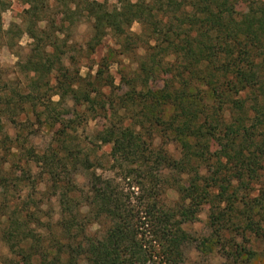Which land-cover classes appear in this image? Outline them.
Here are the masks:
<instances>
[{
  "label": "trees",
  "instance_id": "16d2710c",
  "mask_svg": "<svg viewBox=\"0 0 264 264\" xmlns=\"http://www.w3.org/2000/svg\"><path fill=\"white\" fill-rule=\"evenodd\" d=\"M18 1L31 49L23 80L0 79V264H182L196 242L183 226L205 206L210 233L197 249L223 264L264 257V0H54L51 19L44 1ZM83 19L88 55L106 38L118 50L81 76L65 32ZM113 54L134 65L117 84ZM96 119L84 143L79 130ZM42 127L52 137L37 151L29 137ZM88 145L110 147V176ZM42 182L59 205L46 225L26 195ZM100 222V236L86 233Z\"/></svg>",
  "mask_w": 264,
  "mask_h": 264
},
{
  "label": "rangeland",
  "instance_id": "374dc122",
  "mask_svg": "<svg viewBox=\"0 0 264 264\" xmlns=\"http://www.w3.org/2000/svg\"><path fill=\"white\" fill-rule=\"evenodd\" d=\"M47 3L48 6V16L50 19L52 16L57 14V18H60V9L61 5L54 0H42V2ZM97 2H106L107 6L112 8L116 2L114 0H94ZM51 6V7H50ZM28 6L22 4L18 0H0V79L3 81H9L11 86L17 85L24 78V72L26 73V67L29 66L26 62L27 55L29 50L31 49V40L24 33L25 27L29 24V18H26L23 11L27 9ZM238 10H243L244 7L238 5ZM45 21L39 25L40 28L45 26ZM130 31L132 33L138 34L140 32V26L137 23H134L131 26ZM7 33L8 35H6ZM66 39L70 43V53L67 56L73 57L75 62V68L78 69L79 74L84 76L89 72V69L95 71L97 69L96 65L101 60V58L107 53L109 49L118 50L117 46L114 45L112 38H106L103 40L102 45L99 46L93 54L88 55L85 52V43L89 40L91 35V23L90 21L83 19L79 23H77L74 27H71L69 30H66ZM8 48L7 47V45ZM139 53H142L140 50ZM66 56V57H67ZM112 59L114 61H120V64L113 63L110 66V73L115 78L116 84L119 79V69L126 67H134L132 63L126 58H122L118 54H113ZM69 62L67 61L66 65ZM93 74V73H92ZM56 100V98H54ZM60 108H58L59 110ZM69 117V116H67ZM33 121L29 119L24 127V132L28 133L30 129L35 130L36 128L32 127ZM104 124V120L96 119L92 122H89L87 126L83 127L82 130H79V138L84 143H90L92 140V135L95 131H98L100 127ZM8 132L12 135L13 132L10 128H8ZM52 133L45 128H39L36 133L29 137V142L37 151H43L47 149L49 146V141L51 140ZM158 144V140L155 141ZM87 151H92L91 159H95V157H101L100 163L104 165L103 169H96L97 174H102L104 176H110L108 170L109 165L111 164L108 153L110 150L109 146L99 147V146H87ZM168 151L174 158H178L179 151L174 144H169L167 146ZM35 168L33 169V173L35 172ZM36 175H33L34 179H39V173L41 169H37ZM88 173L77 175L76 183L78 189L83 192L80 195V202L84 201V195L87 192V176ZM36 185V184H35ZM31 186L26 190V195L30 197V204H34L39 207L38 216L41 219V223L43 225L49 224V222L55 223L59 220V205L56 203L54 197L47 190L46 182H42L40 185ZM168 199L173 201L176 199V194L174 191H169ZM83 211H86V207L84 204ZM208 207H202L201 211L198 215L197 220L192 224H187L183 226L194 239V242L191 245H187L184 250V260L182 264H223L224 259L220 256V254L213 252L211 254H206L197 249L198 243L197 240H200L207 237L210 233L208 229ZM54 228L53 230H55ZM103 231L102 222L96 224H89L86 228V233L90 236H100ZM256 243L251 241L250 248L257 249L255 246ZM252 246V247H251ZM248 247V246H247ZM260 248V247H259ZM5 246L0 242V252L1 254H5ZM258 250V249H257ZM259 251V250H258ZM79 264H85L83 261H80ZM137 264H147L144 259L140 257V260ZM251 264H264V257L259 256L256 258L254 262Z\"/></svg>",
  "mask_w": 264,
  "mask_h": 264
}]
</instances>
